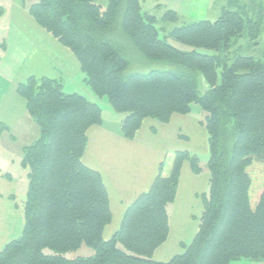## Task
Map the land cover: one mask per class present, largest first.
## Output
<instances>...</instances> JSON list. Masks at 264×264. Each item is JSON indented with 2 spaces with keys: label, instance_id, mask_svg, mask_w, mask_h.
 Segmentation results:
<instances>
[{
  "label": "trees",
  "instance_id": "16d2710c",
  "mask_svg": "<svg viewBox=\"0 0 264 264\" xmlns=\"http://www.w3.org/2000/svg\"><path fill=\"white\" fill-rule=\"evenodd\" d=\"M241 10L224 7L216 20H185L169 8L162 16L143 11L141 0H108L106 9L99 0L29 5L33 19L75 55L93 93L107 96L116 112L126 113L120 125L126 139L133 140L148 119L169 123L175 114L188 115L193 102L202 106L209 193L202 197L199 228L190 244L182 243L184 251L169 260L155 259L170 235L167 207L177 197L184 164L202 171L198 154L176 150L169 176L161 164L151 187L127 206L119 229L106 240L113 220L109 193L102 174L83 162L88 131L102 124L103 110L85 95L65 91L59 79L31 76L17 92L40 135L22 148L21 164L29 169L24 225L21 235L0 250V264L264 260V53L257 58L236 49L243 37L257 40L264 9L256 18ZM160 23L175 26L161 37L166 29ZM170 39L192 49L181 50ZM149 62L170 66L127 73L132 64ZM9 130L0 122V136ZM83 243L95 249L92 256H64ZM46 247L54 253L45 254Z\"/></svg>",
  "mask_w": 264,
  "mask_h": 264
},
{
  "label": "crops",
  "instance_id": "0c3cea01",
  "mask_svg": "<svg viewBox=\"0 0 264 264\" xmlns=\"http://www.w3.org/2000/svg\"><path fill=\"white\" fill-rule=\"evenodd\" d=\"M38 0H0L2 14L0 16V43L5 44V49H0V122L9 127V136L12 142L21 141V150H18L22 159V148L34 142L40 135V130L27 110V103L17 92L18 85L31 76L38 78L49 77L59 79L64 83L67 92H78L90 100L97 102L93 91L85 82L86 74L82 72L79 61L66 47L61 45L49 32L43 29L30 15L29 5ZM154 11L158 3L164 5L159 12L173 9L180 13L185 20L210 19L209 4L211 0H155ZM256 11L264 9V3L251 2ZM223 7L236 10L247 9L246 0H228ZM243 7V8H241ZM153 11V12H154ZM219 16H217L218 18ZM212 19L211 20H216ZM12 46L21 47L22 57L16 68L9 71L8 59ZM23 47V48H22ZM79 80L83 85L80 90L74 84ZM110 104V103H109ZM111 106V105H110ZM152 128L156 129L153 133ZM182 131H184L182 133ZM206 131L188 115H173L169 123H160L148 119L143 124L133 140L126 139L120 130L114 133L104 126V117L101 125L92 126L88 131V145L83 156V162L98 170L107 187L113 216L122 208L126 209L142 192L147 191L159 173L161 164L165 173V159L174 151L169 149L170 143L183 137L189 148L196 145V139H207ZM13 135L15 139L11 137ZM198 135V137H196ZM23 141V142H22ZM207 150V146H205ZM193 150V149H192ZM21 162V161H20ZM10 178L0 173V185L7 184ZM193 170L189 163L182 169L177 197L183 185H188L189 178L193 177ZM165 175V174H164ZM194 176L198 177L194 174ZM203 180L209 184V173ZM28 187V186H27ZM207 188L195 191L199 195ZM11 198L14 196L10 194ZM8 198L0 192V198ZM176 197V198H177ZM11 217H0V250L9 242L12 235ZM22 228V227H21ZM23 229V228H22ZM173 230L171 227L170 233ZM182 241L179 242V244ZM155 257V254H154ZM157 260H165L156 258Z\"/></svg>",
  "mask_w": 264,
  "mask_h": 264
},
{
  "label": "rangeland",
  "instance_id": "374dc122",
  "mask_svg": "<svg viewBox=\"0 0 264 264\" xmlns=\"http://www.w3.org/2000/svg\"><path fill=\"white\" fill-rule=\"evenodd\" d=\"M226 1L228 0H211L209 4V10L208 18L215 19L217 16H220L222 13L223 6L226 4ZM252 1L260 4L264 3V0H246L248 7L246 10L241 11H247L249 17L256 18L257 11L253 9L252 7ZM37 2V1H36ZM99 3L103 5V9H106L108 0H99ZM141 3L143 5V11H154V6L156 4L155 0H141ZM243 8V7H241ZM245 9V8H244ZM240 10V9H239ZM155 12V11H154ZM156 14L159 16H162L164 13L163 11L159 12L156 11ZM189 20H199V19H189ZM174 24L171 23H160L159 27H165L166 32L163 30L161 31L160 36L164 37L172 28H174ZM170 42L180 48L181 50H191L192 47L182 44L180 42H177L173 39H170ZM5 45L4 43H1ZM5 49V46L2 47L0 45V49ZM23 48V47H22ZM236 49L241 52L244 55H254L257 58L262 57L264 53V20L262 24V29L259 37L256 41L250 40L246 37H243L239 40L238 45L236 46ZM201 52L207 53V54H215L216 51L212 49H201ZM22 57V51L21 47H15L12 46V52L10 54V57L8 59V64L10 65L9 68H7L9 71L12 70V68H16L19 64V60ZM170 65L159 63V62H149L147 66H143L139 63L132 64L131 67L128 68V72L133 71H142L147 72L153 68H168ZM220 72V69H219ZM74 84L77 85V87L80 90H83V85H81V82L79 80H75ZM97 101H99L100 106L103 110V117H104V126L105 128L109 129L110 131L114 133H118L120 130L121 132V121L126 116V113H119L116 112L109 104V100L107 96L99 97L96 96ZM188 116L192 117L199 126L202 125L205 129V122H206V116L207 112L202 108V106L199 103L193 102L192 104V110L188 114ZM206 131V129H205ZM184 131H182L183 133ZM156 133V132H153ZM207 135V133H206ZM198 137V135L196 136ZM178 140H176L173 143H170L168 148L172 149L174 152L171 153V156L166 157L165 159V176H169L172 165H173V159H174V153L176 150H187L188 148L186 146H190V143H187L185 138L178 137ZM23 142V141H22ZM196 145L194 147L189 148V151L191 153H196L200 157V164L202 167V171L197 174L193 172L198 177L194 176L197 180L194 183L193 178H189L188 185H183L181 193L179 196L175 199L173 203H170L167 207L168 212L170 214V227L173 228L171 231L167 241L161 245L156 251H155V257L161 258L165 260H169L172 256L179 254L184 251V248L182 247V243L190 244L193 237L195 236L196 232L199 228L200 223V217L203 211V200H202V194L204 191H202L199 195L195 194V191H199L203 188H207L205 191L208 195L209 193V184L206 180H203L206 173H209L208 170V161H209V145H208V136L207 139H205V143L203 142V139H196ZM19 142H12L9 138V136H3L0 139V172L1 173H11L12 177L11 180L8 181L7 184L0 185V192L2 194H6V196H9L8 198H0V217H11V227L12 229V235L9 237V241L18 238L22 233V228L24 225V203L26 200V192H27V186H28V173L29 169L21 164V158L18 150H21L22 145ZM207 146V150L205 148ZM258 193V191H257ZM256 193V194H257ZM10 194H13L14 196L11 198ZM252 204L255 206L256 200L253 196L252 198ZM125 212V209L122 208V212L118 211L116 215L113 216L112 222L106 227L104 232V238L106 240L110 239L114 233L119 229L121 220L123 217V214ZM22 227V228H21ZM182 241L180 244L179 242ZM118 246L120 248H123L121 243H118ZM45 254H53L54 251L46 247L44 249ZM95 253V249L86 244L83 243L78 249L70 250L64 253V256L69 259H75L78 257H88L92 256ZM154 257V258H155ZM231 264H264L263 261H254L251 259H242L238 261H233Z\"/></svg>",
  "mask_w": 264,
  "mask_h": 264
}]
</instances>
